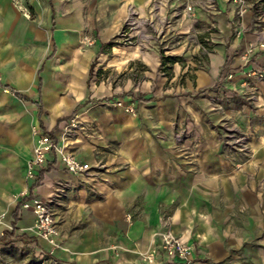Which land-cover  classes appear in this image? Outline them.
Segmentation results:
<instances>
[{
  "label": "crops",
  "instance_id": "0c3cea01",
  "mask_svg": "<svg viewBox=\"0 0 264 264\" xmlns=\"http://www.w3.org/2000/svg\"><path fill=\"white\" fill-rule=\"evenodd\" d=\"M246 1L241 15L229 0H0V250L148 264L172 231L192 254L154 264H264V0ZM129 8L152 41L108 59ZM162 51L182 58L171 73ZM98 59L142 62L145 81L130 69L122 84L98 83ZM75 117L86 130L68 150L90 171L71 174L51 152L29 179L36 132L62 144ZM31 199L52 207L57 246L38 235Z\"/></svg>",
  "mask_w": 264,
  "mask_h": 264
},
{
  "label": "rangeland",
  "instance_id": "374dc122",
  "mask_svg": "<svg viewBox=\"0 0 264 264\" xmlns=\"http://www.w3.org/2000/svg\"><path fill=\"white\" fill-rule=\"evenodd\" d=\"M148 12L152 14V1L151 5L149 6ZM128 14V19L126 20L122 29L110 42L112 47L109 50L108 59L116 57V54H112L113 46L134 49V47L140 45H144L145 47L150 44V41H152V25L150 24L149 20L144 18L143 16H139L141 13H136V9L133 8H129ZM86 37L93 38L92 36H90V34H84L81 39L82 47H92L93 45L89 46L84 43V39ZM143 50L147 51L146 48H144ZM164 52L165 51H162V64L165 67L162 69V71L171 73L172 66L175 63L181 64L183 61L181 57L166 56ZM167 58H176V60L172 62L168 61ZM167 64L170 65L166 66ZM148 68L149 67L147 65L138 61L130 63L125 67L108 66L106 61H103V59H98L96 61L95 70L93 71L94 75L92 76L98 79V83H109L115 86L116 84H122L123 81H126L128 79L130 69H133V72L137 73L139 76L137 77V79L140 80L141 83H143V81H145L144 73L148 71ZM115 104L117 107L123 108L124 111L128 114H136L135 108L130 104H126L123 100H119L115 102ZM130 107H133L134 113L127 112V109ZM63 130L65 134L64 143L66 150H68L71 144V140L74 137H78L82 133H84L86 128L75 117L64 124ZM32 252L33 251L32 249H30V247H24L16 242H12L11 244L8 243L0 250V264H43L47 260L46 256H44L43 258L36 257Z\"/></svg>",
  "mask_w": 264,
  "mask_h": 264
},
{
  "label": "built area",
  "instance_id": "2783aa9c",
  "mask_svg": "<svg viewBox=\"0 0 264 264\" xmlns=\"http://www.w3.org/2000/svg\"><path fill=\"white\" fill-rule=\"evenodd\" d=\"M229 1L232 4L239 6L241 15L244 13V8L247 4L246 0ZM189 10L191 9L189 8ZM84 43L92 46L95 44V39L86 37L84 39ZM253 52L254 47L249 48L248 52L243 56V59L247 61ZM257 77L259 79H264V72H258ZM127 112L134 113L133 107L128 108ZM36 135L37 139L34 148V155L32 160H30L27 164V177L29 179L35 178L36 170L45 165L47 155L51 152H55L59 156L61 162L65 166V169L71 174L79 175L90 171L91 167L89 164L80 161L73 152L66 150L64 143L65 136L62 144H60L56 139L48 134L39 133L37 131ZM31 201H33L31 205L26 204V206H29L33 211L36 221L35 227L38 235L52 246H57L60 231L58 229L52 207L48 202L43 200L35 199ZM160 238L161 244L157 251L154 254H145V261L148 264H154L156 257L161 253L170 260L180 259L186 261L193 252V247L172 231L161 233Z\"/></svg>",
  "mask_w": 264,
  "mask_h": 264
},
{
  "label": "trees",
  "instance_id": "16d2710c",
  "mask_svg": "<svg viewBox=\"0 0 264 264\" xmlns=\"http://www.w3.org/2000/svg\"><path fill=\"white\" fill-rule=\"evenodd\" d=\"M109 46H111V44H110ZM167 60H168V61H172V62H174V60H176V58H174V59H172V58H167ZM31 200H32V199H31ZM14 217H17V212L14 214ZM7 235H8L7 232H5V233H4V236L2 237V241L5 240V237H6Z\"/></svg>",
  "mask_w": 264,
  "mask_h": 264
}]
</instances>
